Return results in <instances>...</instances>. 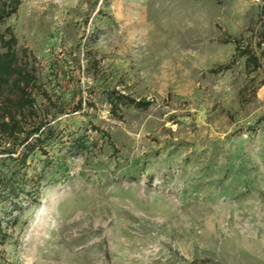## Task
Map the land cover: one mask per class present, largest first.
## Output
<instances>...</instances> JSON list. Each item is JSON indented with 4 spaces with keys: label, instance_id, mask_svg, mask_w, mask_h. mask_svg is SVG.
I'll return each instance as SVG.
<instances>
[{
    "label": "rangeland",
    "instance_id": "1",
    "mask_svg": "<svg viewBox=\"0 0 264 264\" xmlns=\"http://www.w3.org/2000/svg\"><path fill=\"white\" fill-rule=\"evenodd\" d=\"M3 24L64 141L19 168L36 202L0 197V264H264V0H19ZM113 87L148 108L112 115Z\"/></svg>",
    "mask_w": 264,
    "mask_h": 264
},
{
    "label": "trees",
    "instance_id": "2",
    "mask_svg": "<svg viewBox=\"0 0 264 264\" xmlns=\"http://www.w3.org/2000/svg\"><path fill=\"white\" fill-rule=\"evenodd\" d=\"M18 4L19 0H0V197H9L10 201H14V207L18 203L14 199L16 193L24 190L25 186L29 189L26 191L30 196L28 201H37L42 172L31 176L19 174V168L25 165L28 156L39 150L46 155V162L52 163L46 147L64 141L63 133L56 131L37 113L34 93L38 87L34 68L27 58L25 48H21V54L18 53L17 39L12 28L3 24L16 11ZM234 49V59L244 56L249 70L261 66L258 57L247 47L240 48L235 44ZM230 63L219 64L210 71L227 69ZM105 98L109 112L117 117H120L122 107L132 106L144 110L150 104L148 100L133 97L114 87L105 90ZM77 107H80V102ZM89 145L84 135L73 134L66 149L71 150V153L86 152ZM11 161L14 163L11 164ZM7 237L6 228L0 225V245Z\"/></svg>",
    "mask_w": 264,
    "mask_h": 264
}]
</instances>
